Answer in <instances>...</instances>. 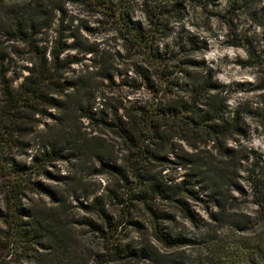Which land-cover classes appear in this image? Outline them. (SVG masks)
Masks as SVG:
<instances>
[{"label": "trees", "instance_id": "16d2710c", "mask_svg": "<svg viewBox=\"0 0 264 264\" xmlns=\"http://www.w3.org/2000/svg\"><path fill=\"white\" fill-rule=\"evenodd\" d=\"M215 1L143 0L142 22L132 19L125 0H83L93 15L110 24L124 53L128 56L133 52L136 56L133 73L144 96L128 107L112 109L108 108V97L95 83L99 79L115 85L114 58L110 54L92 51L97 59L94 72L66 81L64 74L78 60L61 59L69 49L62 31L49 52L37 40L42 30L50 27L52 12L34 0H0V15L3 12L12 28L11 40L23 43L30 56L27 74L16 88L6 78V69L0 68V264H118L127 259L147 264L167 262L143 249L137 251L124 241V230L140 226L133 218L136 205L141 204L148 213L154 238L166 248L177 246L179 241L166 234L161 223L172 217L153 209L150 202L181 205L191 217L180 196L197 198L194 190L200 182L204 183L203 192H216L229 166L222 160L232 153L225 144L235 137L245 138L246 134L243 120L229 109L225 86L215 81L212 69L189 56L184 47L179 46L176 52L160 48V43L195 6L201 5L206 11L207 5ZM17 2H21L20 7ZM226 2L229 46L245 48L251 60L259 61L251 53L249 39L237 32L233 19L244 13L257 21L261 0ZM7 3L13 5L7 7ZM257 24L264 27V22ZM97 99L100 108L95 107ZM47 108L65 114L63 119L54 117L61 126L71 113H78L96 134H51L41 145L40 156L30 165L18 161L11 150L23 147L29 128L36 122L35 116L43 115ZM103 132L120 143V158L108 148L106 139L101 137L105 136ZM180 142L191 150L179 156L190 173L181 183L172 184L162 173L170 164H176L169 157L176 155ZM63 161L82 166L97 164V175L110 176L120 184L121 193L114 195L116 204L121 205L120 212L114 215L109 211L112 198L104 193L90 203L80 201L77 209L84 215L78 214L80 219H75L68 201L70 194L81 190V198L88 200L94 191L86 187L62 189L68 184L66 178L52 177L47 167ZM39 178L53 185L44 184ZM253 187L258 197L259 184L253 181ZM259 206L264 210L263 197ZM71 225L86 227L91 244L74 238Z\"/></svg>", "mask_w": 264, "mask_h": 264}, {"label": "rangeland", "instance_id": "374dc122", "mask_svg": "<svg viewBox=\"0 0 264 264\" xmlns=\"http://www.w3.org/2000/svg\"><path fill=\"white\" fill-rule=\"evenodd\" d=\"M34 1L39 7L51 11L53 18L50 27L42 30L38 36L39 44L49 52L58 32L62 31L69 49L63 53L61 59L78 60L64 74L66 81L85 76L92 71L94 61H97L94 59L96 53L92 51L96 50L98 54L107 52L114 58L112 64L115 85L99 79L95 83L108 97V108L128 107L144 96L143 91L137 88L139 80L133 73L134 64L137 63L136 56L132 55L133 52L128 56L124 53L123 44L110 24L93 15L83 0ZM125 1L131 9L132 19L145 22L143 0ZM5 5L10 7L13 3ZM16 5L20 7L21 2ZM202 8L201 5L195 6L194 11H190L182 23L177 24L172 34L160 43V48L176 52L179 46L184 47L189 56L203 61L212 69L215 81L225 86L224 96L229 109L243 120L245 138L235 137L233 141L229 140L225 144L232 153L230 158L222 160L229 166L224 170L225 180L219 184L216 192H203L204 183L200 182L194 190L197 198L180 196L191 217L184 212L181 205L160 200L150 202L153 209L172 217L169 222L161 223L163 231L179 241L177 246L166 248L154 238L152 221L141 204L136 205L133 214L140 226L137 229L128 227L122 232V237L135 250L143 249L167 260L165 264H264V210L259 206L261 197L264 198V27L257 24L264 22V0H261L258 9L261 10V16L257 21L251 20L244 13L233 19L237 32L249 39L251 53L259 61L251 60L245 48L229 46L231 36L225 20L226 0H216L213 4H208L206 11H202ZM0 16V68L6 69V78L16 88L27 74L25 69L30 67V56L23 43L11 40L12 28L7 19L3 18V12ZM2 92L0 82V99ZM99 104L101 105L100 99H97L95 107L100 108ZM118 111L120 113L121 109ZM64 116L65 114L52 108H47L43 115H36V122L29 128L30 134L24 139L23 147L18 146L11 150L15 158L30 165L40 156L41 145L43 146L45 139L51 134H96L88 121L80 118L78 113H71V118L62 126L59 121L54 120V117L63 119ZM101 137L106 139L108 148H112L113 153L120 158L122 147L118 140L106 133ZM180 143L181 148L176 147L177 156L169 157L176 164H170L162 173L172 184L181 183L190 173L187 167L182 166L183 161L179 156H184L186 152L191 153V150L183 142ZM47 168L52 177L61 175L66 178L68 184L62 186L64 190L86 187L94 191L88 200L81 198V190L70 194L68 201L75 219L84 215L77 209L80 201L83 204L90 203L94 197L104 193L108 194L107 198H112L108 202L109 211L114 215L120 212L121 205L116 204L114 197L121 193L120 184L110 176L97 175V164L88 163L82 166L75 161H63L49 164ZM39 181L53 185V182L42 178ZM253 181L260 187L261 194L258 197ZM71 232L77 240L91 244L86 227L71 225ZM118 264L147 263L127 259Z\"/></svg>", "mask_w": 264, "mask_h": 264}]
</instances>
